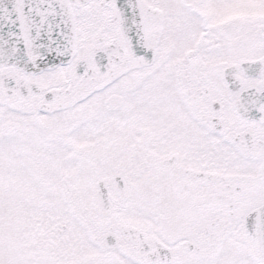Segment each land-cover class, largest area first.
<instances>
[{
	"label": "snow or ice",
	"instance_id": "6c2138e0",
	"mask_svg": "<svg viewBox=\"0 0 264 264\" xmlns=\"http://www.w3.org/2000/svg\"><path fill=\"white\" fill-rule=\"evenodd\" d=\"M0 264H264V0H0Z\"/></svg>",
	"mask_w": 264,
	"mask_h": 264
}]
</instances>
